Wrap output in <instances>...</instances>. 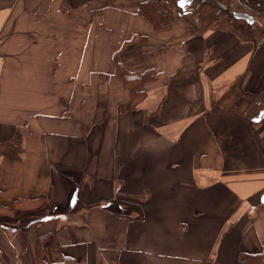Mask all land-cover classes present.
Segmentation results:
<instances>
[{
	"label": "crops",
	"instance_id": "0c3cea01",
	"mask_svg": "<svg viewBox=\"0 0 264 264\" xmlns=\"http://www.w3.org/2000/svg\"><path fill=\"white\" fill-rule=\"evenodd\" d=\"M145 1L0 0V264L264 259V27Z\"/></svg>",
	"mask_w": 264,
	"mask_h": 264
},
{
	"label": "rangeland",
	"instance_id": "374dc122",
	"mask_svg": "<svg viewBox=\"0 0 264 264\" xmlns=\"http://www.w3.org/2000/svg\"><path fill=\"white\" fill-rule=\"evenodd\" d=\"M174 0H171V2H173ZM197 3V8H199L200 10H202L203 13L199 16V21L201 20H205L206 19H220L222 21H224V23L226 22V20H231L233 19V12L234 11H245L249 14H251L254 18V20L252 21V23L250 24H245V26H258V27H264V0H255L256 2L250 4L249 2H247L246 0H219L223 5L220 6L216 0L213 3V0H191L190 3H186L187 6H192V8H194V5ZM201 2H207L210 3V6L207 8H212L209 11L207 10V8H203V4H200ZM211 1V2H210ZM186 7V6H185ZM185 7H183V10H185ZM188 10V9H187ZM186 14V13H184ZM197 16H195L196 18ZM233 20H236L235 22H238V20L236 18H234ZM243 20V19H242ZM239 20V22H241L243 24L244 21ZM240 23V24H241ZM115 64L116 63H123L124 60L119 59V57L116 58V60L114 61ZM125 63V62H124ZM126 69V71L128 70L129 72H131V67L127 68L124 67ZM122 70V68H121ZM134 72H138V71H134ZM122 77V76H121ZM134 76L132 75L131 77V81H133ZM144 81V80H143ZM141 84H142V82ZM137 82V81H136ZM263 263H264V259H263Z\"/></svg>",
	"mask_w": 264,
	"mask_h": 264
},
{
	"label": "trees",
	"instance_id": "16d2710c",
	"mask_svg": "<svg viewBox=\"0 0 264 264\" xmlns=\"http://www.w3.org/2000/svg\"><path fill=\"white\" fill-rule=\"evenodd\" d=\"M160 1L161 0H146L145 2H141L140 4L141 13H144L149 18L157 22L167 20L168 18L171 17L172 13L165 5L162 4V6H158ZM246 1L249 2L250 4L256 2L255 0H246ZM149 4L150 6L146 8L145 6ZM158 24L160 25L161 23ZM115 69L120 73L125 84L129 87L130 93L132 94L139 93L138 91L134 92L136 90L134 88L136 87V85L134 84H140L141 83L140 80L143 81L146 77H149V75L151 74L149 71H144L140 73L138 72L136 74L131 73L128 70L126 71V69L121 63H116ZM132 75L134 76L133 81H131ZM135 79L139 83H134ZM237 264H263V256L261 253H243L239 256L237 260Z\"/></svg>",
	"mask_w": 264,
	"mask_h": 264
},
{
	"label": "water",
	"instance_id": "95a60500",
	"mask_svg": "<svg viewBox=\"0 0 264 264\" xmlns=\"http://www.w3.org/2000/svg\"><path fill=\"white\" fill-rule=\"evenodd\" d=\"M234 15L237 17H242L245 18L246 20L250 21L252 20V16L251 14L247 13V12H242V11H235Z\"/></svg>",
	"mask_w": 264,
	"mask_h": 264
},
{
	"label": "snow or ice",
	"instance_id": "6c2138e0",
	"mask_svg": "<svg viewBox=\"0 0 264 264\" xmlns=\"http://www.w3.org/2000/svg\"><path fill=\"white\" fill-rule=\"evenodd\" d=\"M191 0H178V3L180 5V7H183L185 5V3H190ZM258 122V120L256 121ZM75 200V198H73Z\"/></svg>",
	"mask_w": 264,
	"mask_h": 264
}]
</instances>
